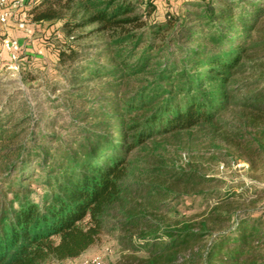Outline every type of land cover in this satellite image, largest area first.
Segmentation results:
<instances>
[{
    "label": "trees",
    "instance_id": "trees-1",
    "mask_svg": "<svg viewBox=\"0 0 264 264\" xmlns=\"http://www.w3.org/2000/svg\"><path fill=\"white\" fill-rule=\"evenodd\" d=\"M30 5L34 23L61 24L50 83L66 119L41 128L12 98L0 110V264L76 258L105 232L131 264H264V198L243 208L225 179L161 150L212 133L264 167V0L162 17L155 0Z\"/></svg>",
    "mask_w": 264,
    "mask_h": 264
},
{
    "label": "rangeland",
    "instance_id": "rangeland-1",
    "mask_svg": "<svg viewBox=\"0 0 264 264\" xmlns=\"http://www.w3.org/2000/svg\"><path fill=\"white\" fill-rule=\"evenodd\" d=\"M187 1L155 0L157 13L162 17L167 10L180 12ZM17 15L1 28V33L21 41L22 50L18 61L12 62L9 54L0 49V110L9 98L24 100L39 127L45 128L56 122L61 128L66 119V111L59 105L60 91L53 92L50 83L56 80L53 69L56 64V49L61 46V39L58 38L63 36L61 24L32 21L30 24L34 33L28 37L16 27ZM219 142L212 133H196L170 138L161 150L171 162L175 161L185 168L198 169L225 179L232 189L243 193L244 197L240 199L243 208L251 205L253 200L261 202L264 198V167L251 170L245 160L229 156L224 148L217 149L215 146ZM221 146L224 147L222 144ZM180 208L184 214H192L197 210L187 211L184 207ZM118 234L105 232L96 244L80 256L66 260L50 259L44 264H93L95 259L100 260L101 264H131V251H123ZM143 253L138 251L136 254Z\"/></svg>",
    "mask_w": 264,
    "mask_h": 264
},
{
    "label": "built area",
    "instance_id": "built-area-1",
    "mask_svg": "<svg viewBox=\"0 0 264 264\" xmlns=\"http://www.w3.org/2000/svg\"><path fill=\"white\" fill-rule=\"evenodd\" d=\"M28 6L29 0H0V25H8L13 16L18 14L16 17V27L25 32L26 36L31 37L34 29L30 24L32 22V15L27 9ZM21 50V41L7 34L2 42V51L10 55L12 62L18 61ZM93 264H101V261L95 259Z\"/></svg>",
    "mask_w": 264,
    "mask_h": 264
},
{
    "label": "crops",
    "instance_id": "crops-1",
    "mask_svg": "<svg viewBox=\"0 0 264 264\" xmlns=\"http://www.w3.org/2000/svg\"><path fill=\"white\" fill-rule=\"evenodd\" d=\"M32 2V0H29V4Z\"/></svg>",
    "mask_w": 264,
    "mask_h": 264
}]
</instances>
